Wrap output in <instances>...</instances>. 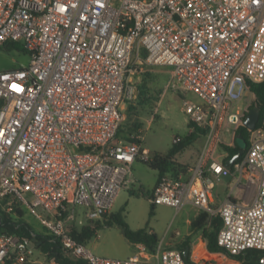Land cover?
Segmentation results:
<instances>
[{"label":"built area","instance_id":"built-area-1","mask_svg":"<svg viewBox=\"0 0 264 264\" xmlns=\"http://www.w3.org/2000/svg\"><path fill=\"white\" fill-rule=\"evenodd\" d=\"M7 42L22 44L29 62L0 70V210L23 216L26 207L45 231L32 238L0 232V264L38 263L36 234L87 264H186L162 240L114 259L71 234L73 225L105 218L133 162L151 159L140 142L116 138L123 106L136 97L130 65L142 51L146 62L170 68L171 89L199 98H184L182 111L204 136L195 163L159 176L150 202L220 218L221 251L203 245L196 258L243 264L233 258L255 249L264 264V119L247 128L240 160L227 167L215 154L224 124L243 125L247 106L237 102L248 83L264 80V0H0V46ZM224 176L243 194L253 186L251 200L231 191L216 204ZM189 252L193 258L194 244Z\"/></svg>","mask_w":264,"mask_h":264},{"label":"rangeland","instance_id":"rangeland-1","mask_svg":"<svg viewBox=\"0 0 264 264\" xmlns=\"http://www.w3.org/2000/svg\"><path fill=\"white\" fill-rule=\"evenodd\" d=\"M13 43L12 51H7L8 49L0 46V70L15 69L29 62L27 52L22 51L24 50L22 44ZM143 52L145 51H142L139 59L134 58V62L130 65V77L136 87V97L123 106L122 129L116 138L123 139L122 130H125L128 124L134 122L141 124L138 133L142 137L140 145L142 148H147L149 156H151L154 152H167L173 145L174 137H183L187 134L190 120L182 111V99L190 96L187 93L171 89L168 86L170 68L146 62ZM253 102V94L247 92L237 102V105L242 108L246 105L248 109ZM235 137V131H225L224 142L218 144L215 154L226 156L222 145L232 146ZM238 142L242 147L243 141L238 140ZM199 146L200 141L190 145L179 157V162L182 164L191 163L199 152ZM157 178L158 171L149 167L147 162L141 159H136L133 162L131 172L127 177L128 182L119 190L110 213L105 218L99 219L102 222V227L87 244L93 254L106 258L123 259L137 251L136 243L129 241L123 234L121 226L113 220V217L118 216L131 230L144 228L167 246L179 249L181 248L179 245L184 241L188 242L190 247L194 244L195 256L192 260L199 264H205L202 262L204 260L202 257L196 258L198 246L204 244L201 241V231L193 230L189 225V221L199 213L195 207L185 205L177 209L167 205H154L153 213L150 214L152 203L149 197ZM139 187H142L144 192L138 195L132 194V191L138 192ZM232 187L230 176H224L221 181L216 182L214 188L216 204L222 202L231 191L234 197L236 196L238 200L241 199L242 193L236 187L234 189ZM254 191L255 189L251 186L244 192L246 201L251 200ZM23 209V219L33 230L44 232L45 228L39 220L29 212L28 208L24 207ZM75 211L77 215L83 216L85 208L76 206ZM176 232H179V235H176ZM34 257L39 261L36 264H48V258L42 254L39 248H35ZM231 263L232 260L229 259L225 262V264ZM210 264H217V262L212 259Z\"/></svg>","mask_w":264,"mask_h":264},{"label":"trees","instance_id":"trees-1","mask_svg":"<svg viewBox=\"0 0 264 264\" xmlns=\"http://www.w3.org/2000/svg\"><path fill=\"white\" fill-rule=\"evenodd\" d=\"M1 47H3L4 49H8L7 51H12V49L14 48V43L7 42ZM143 55L145 56V52H143ZM248 86L250 92L254 95V102L246 110L243 120L245 119L250 108H257L259 111V119L256 123V128H258L263 125L264 119V80L257 83L249 82ZM189 127L193 128V130L181 137V140L178 143H173V145L168 149L167 152H154L151 155V159L149 161H145L147 162L149 167L158 171V177L168 171L176 172L179 168L185 169L188 167V165L179 162L177 160V156L191 144H193L201 134H203V130L196 127L195 124L191 121L189 122ZM140 128L141 124L139 123L134 122L133 124H128L126 126V129L122 130V132L124 133V137L121 140L127 142H141V140L135 137L136 135H139L138 133ZM121 129L122 128L120 124L118 132L121 131ZM235 134L243 137L246 143L243 154L237 158L238 160H240L244 156V153L248 147V130L245 126L240 125L236 128ZM222 147L227 152L226 156L223 158L224 163L241 148L236 137L232 146L222 145ZM143 192V188L139 187L138 192L132 191V194L138 195ZM153 206L154 205L152 204L150 214L153 213ZM208 217L209 216L207 213L200 212L192 220L189 221V225L193 230L201 231L202 243L206 242V249L208 251L220 252L221 249L217 246L216 242V234L221 226V220L218 216L211 217L210 219H208ZM113 220L121 226L123 234L129 241L133 243H142L150 248H152L157 242L156 236L148 233L144 228L131 230L127 226V224L118 216L113 217ZM101 227V220H87L82 225H73L71 228V234L76 240L83 243L84 245H87ZM0 232L7 234H18L20 236H26L30 238H32L33 234L35 233L33 228L23 219L21 210H16L15 212L11 213L0 210ZM36 240L37 242H39L37 247L45 253L48 259L51 257H55L57 263L59 264H87V262L83 260H72L66 257L63 254L61 244L57 240H52L51 238L42 236L40 234H36ZM187 246H189L188 242L184 241L179 245V247H181L179 249L182 251ZM261 254L262 252L259 250L249 249L244 251L241 255L235 256L234 259L241 261L243 264H258V257ZM185 262L186 264H195L190 260L189 256L185 259Z\"/></svg>","mask_w":264,"mask_h":264},{"label":"water","instance_id":"water-1","mask_svg":"<svg viewBox=\"0 0 264 264\" xmlns=\"http://www.w3.org/2000/svg\"><path fill=\"white\" fill-rule=\"evenodd\" d=\"M259 119V111L257 108H250L247 112L245 119L243 120V125L248 129H254L256 127V123ZM237 140L243 141V146L229 159L225 161V165L228 167L230 166L238 157L243 154L244 148L246 146L245 140L240 135H236ZM39 243V242H38ZM182 255L184 259L188 258L189 256V246L185 247L182 250Z\"/></svg>","mask_w":264,"mask_h":264},{"label":"crops","instance_id":"crops-1","mask_svg":"<svg viewBox=\"0 0 264 264\" xmlns=\"http://www.w3.org/2000/svg\"><path fill=\"white\" fill-rule=\"evenodd\" d=\"M180 93H187V94H189V96L190 97H184V98H189V99H192V100H194V101H196V102H199L200 100H199V98H197V96L195 95V94H193V93H191V92H182V91H179ZM254 96V95H253ZM183 100V99H182ZM188 118V117H187ZM193 130V128H191V127H189L188 126V132H187V134L189 133V132H191ZM224 130L225 131H230V132H234L235 130L233 129V127H231V126H229L227 123H225L224 124ZM225 131H224V133H225ZM197 141H200V146L198 147L199 148V151H200V149H201V147H202V145H203V142H204V136H203V134H201L198 138H197V140L194 142V143H196ZM193 143V144H194ZM192 145V144H191ZM187 149V148H186ZM185 149V150H186ZM184 150V151H185ZM184 151L182 152V153H180L178 156H177V160L179 161V157L184 153ZM199 153V152H198ZM226 154H227V152H226ZM198 155V154H197ZM197 155L195 156V158H194V162L192 161L191 163H185L186 165H188V166H190V165H192V164H194L195 163V160H196V158H197ZM225 157V156H224ZM231 182H232V179H231ZM155 184V183H154ZM154 186V185H153ZM239 192H241L242 193V197H241V199H244L245 201H246V196H245V194H243V192L242 191H240V190H238ZM235 198H236V196H235ZM249 202V201H248ZM199 213H197L196 215H198ZM195 215V216H196ZM97 234V233H96ZM202 241V240H201ZM171 242H179V241H171ZM140 245V243H136V248L138 247ZM204 249L206 250V253H208V250L206 249V242H204ZM189 255H190V260L192 261V262H194L192 259V257H191V254H190V252H189ZM202 262L203 263H205V264H208V262L207 261H205V260H202ZM195 264H199L198 262H194Z\"/></svg>","mask_w":264,"mask_h":264},{"label":"bare ground","instance_id":"bare-ground-1","mask_svg":"<svg viewBox=\"0 0 264 264\" xmlns=\"http://www.w3.org/2000/svg\"><path fill=\"white\" fill-rule=\"evenodd\" d=\"M202 246H203V244H200L199 246H198V249H197V252H202Z\"/></svg>","mask_w":264,"mask_h":264}]
</instances>
